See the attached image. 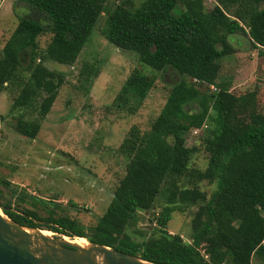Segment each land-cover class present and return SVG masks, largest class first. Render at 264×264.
<instances>
[{"label":"trees","instance_id":"obj_1","mask_svg":"<svg viewBox=\"0 0 264 264\" xmlns=\"http://www.w3.org/2000/svg\"><path fill=\"white\" fill-rule=\"evenodd\" d=\"M18 1L26 13L0 49V92L13 94L11 111L36 113L33 119L20 113L13 125L18 134L34 138L63 82L62 72L44 63L75 61L104 0ZM43 33L49 39L40 49L37 37ZM235 33L247 35L264 68V0H214L210 8L204 0H139L134 7L130 0L116 3L107 12L104 38L133 52L140 64L171 70L178 79L148 130L132 124L121 139L117 152L125 159L123 174L93 225L84 230L67 216L11 210L0 201L1 212L21 225L81 237L150 262L250 264L255 258L264 264V112L257 110L264 83L234 94L219 80V59L233 51L227 36ZM96 74L88 63L79 70L87 84ZM152 83V77L133 68L113 106L133 114ZM192 130L201 134L207 153L202 170L189 166L195 147L185 145V135ZM201 180L214 182L208 195L198 186ZM158 195L163 200L152 215L154 227L146 237L136 229L141 239L132 238L126 225L136 223L137 212L148 210ZM191 205L196 206L186 242L168 232L166 224L173 211Z\"/></svg>","mask_w":264,"mask_h":264},{"label":"rangeland","instance_id":"obj_2","mask_svg":"<svg viewBox=\"0 0 264 264\" xmlns=\"http://www.w3.org/2000/svg\"><path fill=\"white\" fill-rule=\"evenodd\" d=\"M121 1L104 0V9L72 64L44 63L49 69L62 72L63 82L48 112L39 121L34 138L18 134L13 125L20 113L27 119L37 118L36 113L22 109L11 111L13 94L7 89L0 92V201L11 210L29 209L39 216L52 211L55 217L64 215L74 219L84 230L93 225L123 174L125 159L117 152L121 139L132 124L140 131L148 130L165 101L169 86L178 79L171 70L155 71L140 64L133 52L114 47L104 38L102 29L107 12ZM138 1L130 0L131 6H136ZM213 4L214 0H204L206 8ZM25 13L23 2L0 0V49L18 17ZM48 39V33L39 35L38 47L44 48ZM227 41L233 51L219 59V80L225 81L234 94L254 89L258 81L264 83L262 56L251 47L247 35L235 33L227 36ZM84 63L97 72L88 84L79 75ZM133 68L152 77L153 83L136 111L127 114L117 110L112 100ZM201 90L210 92L204 87ZM261 91L258 90L257 110L264 112ZM190 109L194 110L195 106ZM200 135L187 132L185 145L195 147L189 166L202 170L207 153ZM198 186L208 195L214 182L201 180ZM162 200L161 196H156L148 210L137 212L136 223L128 222L125 230L132 238L141 239L134 233L136 229H140L144 237L149 234L154 227L152 215L158 211ZM195 206H188L182 212L173 211L166 230L189 242V221ZM257 262L252 258L250 264Z\"/></svg>","mask_w":264,"mask_h":264},{"label":"water","instance_id":"obj_3","mask_svg":"<svg viewBox=\"0 0 264 264\" xmlns=\"http://www.w3.org/2000/svg\"><path fill=\"white\" fill-rule=\"evenodd\" d=\"M27 227L0 210V264H166L142 260L129 253L73 237Z\"/></svg>","mask_w":264,"mask_h":264},{"label":"bare ground","instance_id":"obj_4","mask_svg":"<svg viewBox=\"0 0 264 264\" xmlns=\"http://www.w3.org/2000/svg\"><path fill=\"white\" fill-rule=\"evenodd\" d=\"M44 234H48V232L46 231H43ZM74 243H77V244H80V245H84L85 244V241L82 240V238H77V239H74L73 240Z\"/></svg>","mask_w":264,"mask_h":264},{"label":"built area","instance_id":"obj_5","mask_svg":"<svg viewBox=\"0 0 264 264\" xmlns=\"http://www.w3.org/2000/svg\"><path fill=\"white\" fill-rule=\"evenodd\" d=\"M192 132H195V130H192Z\"/></svg>","mask_w":264,"mask_h":264}]
</instances>
